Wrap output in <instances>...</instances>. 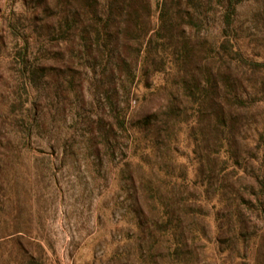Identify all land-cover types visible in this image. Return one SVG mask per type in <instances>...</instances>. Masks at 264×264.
Returning a JSON list of instances; mask_svg holds the SVG:
<instances>
[{
    "label": "trees",
    "instance_id": "trees-1",
    "mask_svg": "<svg viewBox=\"0 0 264 264\" xmlns=\"http://www.w3.org/2000/svg\"><path fill=\"white\" fill-rule=\"evenodd\" d=\"M35 1L8 22L0 169L27 157L50 184L79 154L163 262L264 263V0Z\"/></svg>",
    "mask_w": 264,
    "mask_h": 264
},
{
    "label": "rangeland",
    "instance_id": "rangeland-1",
    "mask_svg": "<svg viewBox=\"0 0 264 264\" xmlns=\"http://www.w3.org/2000/svg\"><path fill=\"white\" fill-rule=\"evenodd\" d=\"M37 4L35 0H0L1 97L8 95L6 86L15 85L8 77L17 41L8 22L15 18L13 14L29 16L31 10H43ZM1 97L0 111L5 109ZM142 111L136 109L134 114ZM80 157H70L67 167L53 172L55 180L50 184L36 181L29 167L33 160L27 157L21 169L10 164L0 169V264H259L250 254L222 261L225 255H218L213 247L186 249L191 253L176 263L164 252L167 261L163 262L160 249L148 252L146 243L141 245L133 216L127 212L128 193L121 181L112 180L114 171L106 170L103 181L85 170ZM52 158L61 164L60 153Z\"/></svg>",
    "mask_w": 264,
    "mask_h": 264
}]
</instances>
